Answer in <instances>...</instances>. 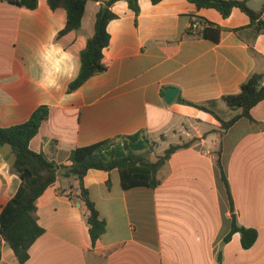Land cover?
Here are the masks:
<instances>
[{
	"label": "crops",
	"instance_id": "crops-1",
	"mask_svg": "<svg viewBox=\"0 0 264 264\" xmlns=\"http://www.w3.org/2000/svg\"><path fill=\"white\" fill-rule=\"evenodd\" d=\"M103 5L89 1L80 30L58 40L67 23L65 9L52 10L47 0L35 10L0 1V126L24 123L48 106L50 118L31 148L64 165L74 148L152 130L171 135L173 144L198 141L172 155L155 189L125 190L119 171H88L84 185L106 222L95 245L75 200L79 182L60 169L37 202L45 232L25 264H264V101L252 109L254 121L243 118L226 132L210 113L179 102H215V112L232 119L237 112L220 99L237 94L254 72L264 73V33L232 31L250 24L239 8L224 18L188 0H141L136 22L128 3L119 1L111 8L118 18L108 24L111 39L104 50L109 69L68 93L81 69V44L75 40L93 37ZM247 5L260 12L264 0ZM199 18L225 29L218 43L180 40ZM172 87L179 93L167 104L163 92ZM13 160L9 146L0 148V214L21 185L11 171ZM234 219L258 231L252 248H243L240 233L224 242ZM0 264H20L6 244Z\"/></svg>",
	"mask_w": 264,
	"mask_h": 264
},
{
	"label": "trees",
	"instance_id": "trees-1",
	"mask_svg": "<svg viewBox=\"0 0 264 264\" xmlns=\"http://www.w3.org/2000/svg\"><path fill=\"white\" fill-rule=\"evenodd\" d=\"M26 10L38 8L40 0H0ZM89 1L100 2L106 7H101L96 16L95 33L88 39H76L81 44L79 57L81 69L79 75L68 87L72 93L85 84L90 78L105 73L110 67V61L105 57L104 50L110 44L108 24L118 18L112 11V6L119 1H126L135 12L136 22L140 15L141 0H47L52 10L63 8L67 12V23L57 36L61 40L68 35L76 34L82 27L86 6ZM158 4L163 0H150ZM198 9H215L224 18L231 15L235 8H239L250 19L246 27L232 29L240 33L245 29L254 28L258 33H264V20L261 18L263 10L256 12L249 8L247 0H188ZM199 27L189 28L184 37H202L218 43L221 33L225 29L199 18ZM165 92H163L164 94ZM230 110L237 114L229 121L224 120L214 110L215 102L199 104L179 98V102L195 107L213 115L220 123L222 132L229 130L236 122L246 118L253 120L252 109L264 101V73L254 72L245 82L237 94L225 95L221 99ZM50 108L38 107L30 118L21 124L3 128L0 126V148L9 146L14 156L11 171L21 179V185L16 195L0 214V262L2 248L8 245L15 253L20 264H25L30 259V249L44 234L45 229L39 224L37 202L46 190L56 183L63 169V176L74 177L79 182V194L75 199L81 204L83 217L89 227L93 245L105 234L106 222L100 217L95 203L84 185V178L91 169L111 172L119 171L122 188L125 190L135 187L157 188L162 183L160 172L170 160L172 155L179 150L190 148L198 141L193 139L188 142L171 144L156 161H151L146 156L149 141L143 133L132 136H119L106 139L85 147L74 148L69 156L68 164H58L50 160L43 152H36L31 148V141L38 135L42 124L49 120ZM217 165L220 177L224 182L232 214H235L234 201L230 184L226 176L221 153L218 152ZM236 233L241 235L244 249H250L258 240V231L255 228L239 226L234 219L230 233L224 242H229Z\"/></svg>",
	"mask_w": 264,
	"mask_h": 264
},
{
	"label": "rangeland",
	"instance_id": "rangeland-1",
	"mask_svg": "<svg viewBox=\"0 0 264 264\" xmlns=\"http://www.w3.org/2000/svg\"><path fill=\"white\" fill-rule=\"evenodd\" d=\"M147 139L149 141V149L144 152H146V156L151 161H156L173 144L171 135L166 133L157 134L153 130L147 135Z\"/></svg>",
	"mask_w": 264,
	"mask_h": 264
},
{
	"label": "water",
	"instance_id": "water-1",
	"mask_svg": "<svg viewBox=\"0 0 264 264\" xmlns=\"http://www.w3.org/2000/svg\"><path fill=\"white\" fill-rule=\"evenodd\" d=\"M103 7H106V5H103ZM178 93L179 90L177 88H173V87L169 88L164 94V99L166 103L171 104L175 100Z\"/></svg>",
	"mask_w": 264,
	"mask_h": 264
},
{
	"label": "built area",
	"instance_id": "built-area-1",
	"mask_svg": "<svg viewBox=\"0 0 264 264\" xmlns=\"http://www.w3.org/2000/svg\"><path fill=\"white\" fill-rule=\"evenodd\" d=\"M199 25V19H193L190 27L196 29L197 27H199Z\"/></svg>",
	"mask_w": 264,
	"mask_h": 264
}]
</instances>
